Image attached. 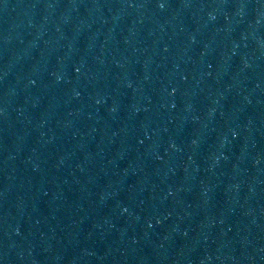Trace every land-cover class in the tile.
I'll list each match as a JSON object with an SVG mask.
<instances>
[{"label":"water","instance_id":"95a60500","mask_svg":"<svg viewBox=\"0 0 264 264\" xmlns=\"http://www.w3.org/2000/svg\"><path fill=\"white\" fill-rule=\"evenodd\" d=\"M0 264H264V0H0Z\"/></svg>","mask_w":264,"mask_h":264}]
</instances>
